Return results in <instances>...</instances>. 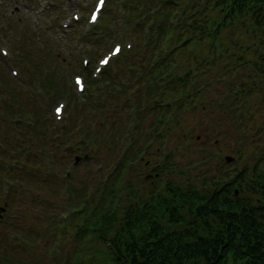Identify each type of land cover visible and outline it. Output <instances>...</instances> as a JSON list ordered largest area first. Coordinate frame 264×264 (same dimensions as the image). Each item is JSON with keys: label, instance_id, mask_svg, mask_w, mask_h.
I'll return each mask as SVG.
<instances>
[{"label": "rangeland", "instance_id": "rangeland-1", "mask_svg": "<svg viewBox=\"0 0 264 264\" xmlns=\"http://www.w3.org/2000/svg\"><path fill=\"white\" fill-rule=\"evenodd\" d=\"M95 1L0 0V65L10 74L11 84L18 93L19 100L14 105H18L21 101L27 105V109L16 113L22 118L21 124L30 123V135L35 132L37 121L42 120L43 116L44 118L47 115L51 116L47 136L49 140L57 141V144L55 149L44 153L58 159L60 165L59 174L54 175V169L49 160L45 159L46 156L38 154V162L31 164L28 161L30 169L41 171V176L39 175L38 178L45 180L48 184L53 179L54 184L51 183L47 187L39 182L38 184L42 186L37 185L36 188L31 183L24 186L22 183L24 179L20 174L22 169L16 158L20 157L18 162L21 165L22 156L28 159L31 152L39 149L35 147L37 142L32 141L28 149L29 155L24 156L27 151L23 154V151L21 152L18 148L12 151L6 150L9 153L7 156L12 155L7 158V161H10L8 167L13 165L11 173L0 168V205H4L0 231L6 230L8 223L15 226L7 230L8 233L4 240L6 241L7 235L9 238L18 237L20 242L13 244L14 250L15 246L21 248L15 251L29 264H63L66 259L73 258V261H79L83 255H89L98 260L100 252H94L97 248L92 236L94 231L91 232V236L84 239L74 236V228L72 233L66 231L65 223H70L73 215L71 212L75 210L73 206L82 205L80 201L78 202L73 189L80 186L85 179H88V176L92 177L91 181H93H90L92 186L99 180H107L115 167L119 170V161L122 162L123 155L131 142L136 150L141 151L137 154L135 163L132 162L133 168L127 166L130 163L126 164L129 171L124 179L131 177L135 187L145 191L154 190L153 194L161 184L164 187L168 177H171L162 172H158L159 175H157V172L153 170L157 163L162 162L169 149L175 151L177 155L173 159L174 164L180 165L176 170L177 174L180 175L183 165L186 164L183 169L185 175L183 174L181 179L187 177V173L190 172L187 166L190 160L204 153L211 157L208 161L211 167L208 165L205 171L219 174V170L227 168L228 171L234 166H241L244 162H254L253 158L264 152V109L259 106L258 100L251 105L252 107L245 106L242 101H238L236 109L234 104L226 109L225 100H221L225 98L227 90L234 93L242 90L241 86L251 84V79L240 67L237 68L239 72L235 75L224 76L229 75L225 67L229 65L224 64L227 61H235L241 53L232 44L230 52H226L230 56H223V59H220V65L209 66L202 70L203 77L194 76L191 79L192 83H198L202 78L209 76L221 78L222 76L225 77L222 78L223 81L221 82V79L216 84H211L214 81L210 80L205 84L206 86H199L200 92L197 96H203L199 105L200 99L198 100L196 96L192 99V96L187 94L183 98L188 106L187 110L183 111V122L181 123L176 117L177 122L181 124L177 128L172 127L171 136L165 133L163 136L165 141L161 142L158 133L162 128L158 127L157 123L152 125L153 113L156 112L155 117L161 114L166 119V115L172 113L171 105L176 99L173 93L176 90L171 94H162L166 78L159 82L143 79L144 75L140 74L143 72L138 70L143 63L138 64L137 68L133 65V61L140 63L144 60L142 58L131 57L132 59L128 62L118 65L115 61L119 60L120 55H115L111 57L108 65L102 67L99 64L100 58L111 52L115 43L125 45L131 43V39H138L140 36L137 37L138 34L134 33L132 25L130 26L125 21L126 15L123 9L118 12L114 21L108 22L109 26H104L109 32L103 34L101 21L94 24L89 22V12ZM111 2L112 0H107L105 8L101 11V20ZM112 6H115L114 2ZM74 12L80 16L78 20H75ZM128 25L129 28L125 27ZM110 29H112L111 34ZM94 30H97V35L92 36ZM229 35L231 36L229 33L222 36V41L227 42ZM247 42L249 43L247 38H244L242 43ZM205 44L202 41L196 49L187 52L186 59L190 54L193 56L198 52L200 55L204 53L207 48ZM3 48L7 49L8 54L2 53ZM162 48H167L166 42L162 44ZM141 49L143 50L144 47ZM124 51L123 47L122 52ZM242 54L245 58L249 57L246 52ZM158 55H161L160 50L155 57ZM84 58H87V65L83 62ZM185 62L187 61H184L183 70H187ZM146 67L144 66V69ZM97 68H102V71L98 73ZM13 69L17 70V73L14 74ZM105 70H111L114 78L111 79L115 81L114 88L110 85L113 88L112 91L108 90L105 81H97L94 85L88 82L89 75L96 78L102 72L104 74ZM75 74L82 75L84 78L85 89L83 91L77 89L78 85L73 79ZM244 79H248L247 82ZM240 80L243 82H239ZM153 87L155 94L153 106L156 100L163 105L157 109L149 108L151 104L147 101V97L150 100L151 96L144 95ZM0 88H3L0 92L7 93L2 85ZM72 95H74L73 99L70 98ZM140 95L143 96L141 99ZM2 97L4 98L5 95ZM2 97H0L1 103L4 101ZM91 101L96 105V109L90 108L93 106ZM61 102L64 103V109L60 118L56 116L54 106ZM196 102L198 106L192 108ZM165 107H167L166 112L161 110ZM239 110L241 113L238 112ZM174 114L171 119L167 116L168 126L172 124ZM77 128H82L83 132L79 133ZM55 131L57 137L53 136ZM84 133L87 134L89 140L82 142L81 137ZM94 134H97V137L93 136ZM148 136L150 146L145 151L146 140H143ZM73 145L76 146L75 149ZM132 149L133 147L128 151L127 157L130 156ZM38 152L42 153V151ZM85 154H89L87 158L90 155L92 158L83 160L82 156ZM76 155L81 156L77 162L75 161ZM226 156H231V160H226ZM99 168H102L101 171L98 170ZM96 174L99 176L98 179ZM154 175H157V178ZM28 176L29 174L25 175V177ZM17 185H20L19 193L7 195L8 190H14ZM51 185L54 189L53 193L50 192ZM24 193L26 194L23 195ZM2 194L5 198L7 197V201ZM115 195L117 200L113 205L109 204L111 206L117 205L119 198H122L120 202L124 201L119 206L123 209L133 202L131 197L123 194V190L115 191ZM85 199L86 197H83L81 200ZM47 204L51 205V218H49ZM42 210L47 213L46 217L41 215ZM67 214L69 216L64 217ZM101 256L105 255L101 254Z\"/></svg>", "mask_w": 264, "mask_h": 264}, {"label": "trees", "instance_id": "trees-1", "mask_svg": "<svg viewBox=\"0 0 264 264\" xmlns=\"http://www.w3.org/2000/svg\"><path fill=\"white\" fill-rule=\"evenodd\" d=\"M112 2L101 21V32L103 34L109 32L105 30V27L109 26L108 22L114 21L118 12L123 9L125 21L132 25L134 33L138 34L137 37L140 36L133 40L131 49H126L120 54L119 60L115 63L118 65L126 63L132 59L131 57L142 58L144 60L140 63L133 61V65L137 68L138 64L143 63V66L138 68L143 72V79L159 82L166 78L162 94H171L176 90L173 93L176 99L171 105L172 113L166 115V118L168 116L171 119L175 110L172 126L166 125L161 114L155 117L156 112L153 113L152 125L157 123L158 127L161 125L162 128L158 133L161 142L165 141L163 138L165 133L171 136L172 127L177 128L183 122V111L188 108L183 98L187 94L192 96V99L195 96L200 99L199 105L203 98L197 96L200 92L199 86L210 80L214 81L211 84H216L222 78L233 76L239 72L238 67L248 75L251 84L241 86L242 90L238 92L232 93L227 90L225 98H221L225 100V108L229 109L234 104L236 109L238 101L252 107L251 105L258 100L259 106L264 109V0H112ZM129 25L126 27L129 28ZM228 33L231 36L226 39L227 42H223L222 36ZM94 35H97V30L93 32L92 36ZM244 38H247L249 43H242ZM202 41L207 47L204 53L200 55L198 52L193 56L190 54L186 59L187 52L196 49ZM165 42L167 48L163 49L162 44ZM231 44L241 53L235 61H227L224 64L229 65L225 66L229 75L220 76L221 78L209 76L202 78L198 83H192L191 79L194 76L203 77L202 70L220 65L223 56H230L226 52H230ZM159 50L161 55L155 57ZM242 52L248 53L249 57L245 58ZM184 61H187L185 62L187 70H183ZM144 66L147 67L144 69ZM10 79L8 71L0 65V84L12 90L13 104H17L19 96ZM111 79H114L111 70H105L104 74L102 72L100 78L88 76V82L93 85L97 81H105L109 91L115 86V81ZM244 80L247 82L248 79ZM144 95L151 96L150 100L147 97L151 104L155 99L154 87ZM73 97L74 95L70 98ZM90 103L93 106L90 104L88 106L96 109V105L92 101ZM20 104L25 103L21 101L17 106L20 107ZM196 104L197 102L192 108L197 107ZM212 104L216 105L214 102ZM151 107L157 109L158 104L150 105ZM238 112L241 113V110ZM39 114L42 117L40 112ZM176 117L181 123L177 122ZM50 123L46 118L37 121L33 137L37 142L35 147L39 149L31 152L28 161L31 164L38 162V154H43L54 169L57 160L44 153L55 149L57 144V141L49 140L47 136ZM77 129L79 133L83 132L82 128ZM54 135L57 137L56 131ZM93 136L97 137V134ZM81 138L82 142L89 140L86 133ZM149 138L148 136L143 141L147 142ZM73 146L75 149L76 146ZM132 147L130 156L127 157ZM139 151L141 150H136L131 142L122 162L119 163V170L116 167L113 170V173L118 171L117 173H112L107 180H99L93 186L90 185L92 177L88 176L80 186L74 187L73 191L82 205L73 206L75 210L71 212L73 215L70 223H65L66 231L72 233L74 228V236L79 239L91 236V232L94 231L92 236L97 246L94 252H100V256L96 260L89 255H83L79 261H73V258L66 259L63 264H264V152L254 157V162H244L241 166H234L228 171L227 168L219 170V174L205 171L211 157L204 153L190 160L187 165L190 172L187 173V177L181 179L183 174L185 175L183 169L186 164H181L183 169L180 175L177 174L176 170L180 165L173 162L177 155L175 151L169 149L162 162L157 163L153 170L157 174L169 172L171 177H168L164 187L161 184V187L154 188L156 191L153 194L154 190L145 191L135 187L131 177L124 179L127 171L125 163L133 162ZM91 158L90 155L83 160ZM39 175L41 176L36 169L29 167L28 184L31 183L35 188L37 185L49 187L54 181L50 178L51 183H45V180L38 178ZM154 176L157 178V175ZM39 182L42 185L38 184ZM19 186L13 190L15 195L19 193ZM50 190L53 193L52 185ZM122 190L133 202L123 209L119 206L124 201L120 202L122 198H119L117 205L111 206L117 200L115 191ZM83 197L86 199L81 200ZM46 206L51 218V205ZM41 215L46 217L47 213L42 210ZM11 225L12 223H8L6 230L0 231V264H29L16 253L21 248L15 246L16 251L14 250L13 244L20 242L18 237L9 238L7 235L6 241L4 240L7 230L15 227ZM9 242L11 244H8Z\"/></svg>", "mask_w": 264, "mask_h": 264}, {"label": "flooded vegetation", "instance_id": "flooded-vegetation-1", "mask_svg": "<svg viewBox=\"0 0 264 264\" xmlns=\"http://www.w3.org/2000/svg\"><path fill=\"white\" fill-rule=\"evenodd\" d=\"M3 87L5 88L4 91H7V93H2L3 91L0 92V97L5 95L4 98L2 97V99L4 100L3 103L0 102V168L3 171L11 173L13 170V167H12L13 165L8 167V164L10 161H7V158L12 155L7 156V154L9 153H7L6 150L12 151L13 149L18 148V150L20 149L21 152L23 151V154L24 152L27 151L24 154V156L29 155L28 149L30 147V142H32L33 140V137L30 135V131H31L30 126H29L30 123L26 125L21 124L22 118L20 115H18V113H16L18 111L22 112V110L27 109L26 107L27 105L23 104L21 107L14 105L12 101V95H13L12 90L8 88L7 86H3ZM0 90H3V88H0ZM46 118L49 120V122L51 121L50 120L51 118L49 117V115H47ZM19 160H20V157L16 158V161L19 167L22 169L20 171V174L22 175L24 179L23 180L24 186H26L28 184V177H25V175L29 174V162H28V159L23 158V156L21 160V165L18 162ZM11 164L13 163L11 162ZM4 165L6 166L5 169H4ZM59 170H60V165L57 162L54 175H58ZM8 191L12 193L11 190H8ZM2 196L4 199H6L4 194H2ZM5 201H7V199ZM0 211H1L0 213V220H1L4 213L2 209Z\"/></svg>", "mask_w": 264, "mask_h": 264}, {"label": "water", "instance_id": "water-1", "mask_svg": "<svg viewBox=\"0 0 264 264\" xmlns=\"http://www.w3.org/2000/svg\"><path fill=\"white\" fill-rule=\"evenodd\" d=\"M80 157H81V156L77 155V156L75 157V161L77 162V161L80 159ZM231 158H232L231 156H226V160H228V161L231 160ZM236 192H237V191H236ZM1 209L4 210V206L1 207ZM1 209H0V210H1ZM0 213H1V211H0Z\"/></svg>", "mask_w": 264, "mask_h": 264}, {"label": "snow or ice", "instance_id": "snow-or-ice-1", "mask_svg": "<svg viewBox=\"0 0 264 264\" xmlns=\"http://www.w3.org/2000/svg\"><path fill=\"white\" fill-rule=\"evenodd\" d=\"M101 3H103V0H101ZM118 50V49H117ZM105 63H107V61H105Z\"/></svg>", "mask_w": 264, "mask_h": 264}]
</instances>
